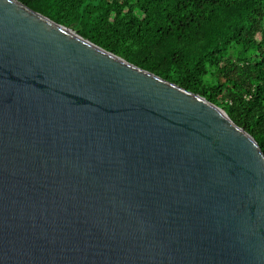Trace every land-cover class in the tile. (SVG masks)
Returning a JSON list of instances; mask_svg holds the SVG:
<instances>
[{"label": "water", "instance_id": "obj_1", "mask_svg": "<svg viewBox=\"0 0 264 264\" xmlns=\"http://www.w3.org/2000/svg\"><path fill=\"white\" fill-rule=\"evenodd\" d=\"M0 264H264V153L200 95L0 0Z\"/></svg>", "mask_w": 264, "mask_h": 264}, {"label": "trees", "instance_id": "obj_2", "mask_svg": "<svg viewBox=\"0 0 264 264\" xmlns=\"http://www.w3.org/2000/svg\"><path fill=\"white\" fill-rule=\"evenodd\" d=\"M223 109L264 153V0H18Z\"/></svg>", "mask_w": 264, "mask_h": 264}]
</instances>
